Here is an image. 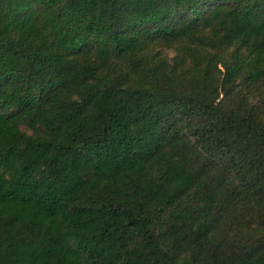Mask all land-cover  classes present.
<instances>
[{
    "label": "trees",
    "instance_id": "1",
    "mask_svg": "<svg viewBox=\"0 0 264 264\" xmlns=\"http://www.w3.org/2000/svg\"><path fill=\"white\" fill-rule=\"evenodd\" d=\"M0 264H264V0H0Z\"/></svg>",
    "mask_w": 264,
    "mask_h": 264
},
{
    "label": "rangeland",
    "instance_id": "2",
    "mask_svg": "<svg viewBox=\"0 0 264 264\" xmlns=\"http://www.w3.org/2000/svg\"><path fill=\"white\" fill-rule=\"evenodd\" d=\"M166 54L169 55V56H171V57L173 56V53L170 52V51H166Z\"/></svg>",
    "mask_w": 264,
    "mask_h": 264
}]
</instances>
